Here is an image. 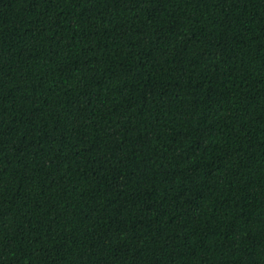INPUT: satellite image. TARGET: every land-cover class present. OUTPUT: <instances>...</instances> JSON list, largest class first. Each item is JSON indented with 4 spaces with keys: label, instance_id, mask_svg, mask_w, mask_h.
<instances>
[{
    "label": "trees",
    "instance_id": "1",
    "mask_svg": "<svg viewBox=\"0 0 264 264\" xmlns=\"http://www.w3.org/2000/svg\"><path fill=\"white\" fill-rule=\"evenodd\" d=\"M0 264H264V0H0Z\"/></svg>",
    "mask_w": 264,
    "mask_h": 264
}]
</instances>
